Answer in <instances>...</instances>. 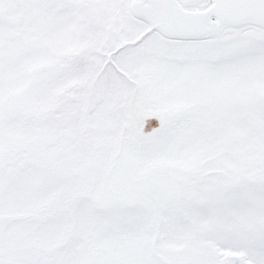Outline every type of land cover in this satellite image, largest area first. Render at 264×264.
Masks as SVG:
<instances>
[{"label": "snow or ice", "instance_id": "obj_1", "mask_svg": "<svg viewBox=\"0 0 264 264\" xmlns=\"http://www.w3.org/2000/svg\"><path fill=\"white\" fill-rule=\"evenodd\" d=\"M0 264H264V0H0Z\"/></svg>", "mask_w": 264, "mask_h": 264}]
</instances>
